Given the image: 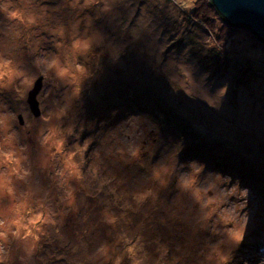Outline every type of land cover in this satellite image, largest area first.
<instances>
[{
  "label": "clouds",
  "instance_id": "obj_1",
  "mask_svg": "<svg viewBox=\"0 0 264 264\" xmlns=\"http://www.w3.org/2000/svg\"><path fill=\"white\" fill-rule=\"evenodd\" d=\"M201 3L0 0V264H249L239 177L181 159L183 136L147 112L86 108L135 50L172 93L219 111L228 83L212 90L190 56L223 57L227 29L189 24Z\"/></svg>",
  "mask_w": 264,
  "mask_h": 264
},
{
  "label": "rangeland",
  "instance_id": "obj_2",
  "mask_svg": "<svg viewBox=\"0 0 264 264\" xmlns=\"http://www.w3.org/2000/svg\"><path fill=\"white\" fill-rule=\"evenodd\" d=\"M217 20L216 18L211 22L214 28ZM188 23L202 32L206 33L209 30L200 22L189 20ZM167 30L166 28L165 31ZM185 31L191 34L190 28H186ZM225 35V45L230 50L224 51L225 65H219L220 73H217L211 64L217 57L214 56L215 59L213 57L208 59L210 55L200 57L196 51H193L190 56V59L196 58L197 75L204 71L210 72L208 83L212 90L225 82L228 83V92L219 111L209 108L200 100H190L182 93H172L164 77L152 72L135 50H130L121 58L122 65L106 69L104 77L94 86L93 97L86 100V108L89 116L97 118H107L109 111L113 108L120 110L117 119L128 112H147L160 121L161 132L165 139L177 138L168 130L178 129L175 133L184 134V150L181 153V159H191L193 157L188 155H194L196 159L205 161L208 168L239 177L242 186H247L250 190L248 204L250 219L245 242L238 250V255L248 259L249 264H256V259L264 255V173L258 174L260 171L264 172V152L262 155L254 153L258 150L253 146L260 139L249 141L244 134L247 132L248 135L261 138L264 144V93H262L264 81L260 80L263 73H257L260 76L259 79L253 77L254 79L247 83L238 84L234 100L230 101L229 89L235 71L239 73L240 69L247 67L245 64L235 62V58L231 60L230 57L238 52V58L241 59L246 55L264 59V54L258 56L259 53L251 51L248 33L244 31L235 30L226 32ZM185 43L182 37L176 40L171 48L178 53ZM257 71L262 72L261 69ZM202 114L203 116L200 117ZM216 117H220V125L214 124ZM232 119L237 120L238 125L234 128L235 130L239 128L240 132L235 133L246 147L242 148L231 143V149L234 152L221 142L225 138L214 136L216 131H220L217 127L231 125L229 121ZM179 126L184 129L180 130ZM203 141H206L203 144L205 154L199 149V144ZM191 146L193 151L190 149ZM218 156L222 157L225 164L217 163L215 159ZM241 157H246L248 170L243 165ZM258 165H260V171L257 170ZM249 170L254 172L253 178L250 177ZM243 171L246 172L240 174Z\"/></svg>",
  "mask_w": 264,
  "mask_h": 264
},
{
  "label": "trees",
  "instance_id": "obj_3",
  "mask_svg": "<svg viewBox=\"0 0 264 264\" xmlns=\"http://www.w3.org/2000/svg\"><path fill=\"white\" fill-rule=\"evenodd\" d=\"M191 15H193L192 16L193 20L199 21L201 23V25H203L204 27H206L209 30H214V25H212L211 22L214 19L217 18V19L221 20L222 30L224 28L227 29L226 32H233L235 30H239V31H244V32L248 33L249 43H250V46H252V48H250L251 51H253L254 53H259L258 56L264 54V44L260 40H258L246 28L240 27V26H235V25H230V24L226 23L219 16V14L216 12L214 7L210 4V0H202V3L198 5V8L192 10ZM218 37L219 36L217 35V38ZM225 40H226V35L224 37V51L227 52V50H230V48H228L225 45ZM225 52L223 54V57H220L218 54H212V55H210L211 57H209V56L207 57L208 59H210L212 57L214 58V56L217 57L214 62H211V64L214 66V68L217 71V73H220L219 65H225V57H226ZM238 55H239L238 52L237 53H233V56L230 57V59L234 60V58H235V62H237L239 64L242 63V65L245 64V66H247V67L240 69L241 71L239 73H237V71H235V75H234V77L232 79V82L230 84V89H229V92H230V96L229 97L231 98V99H229L230 101L234 100L235 89L237 88L238 84L247 83V82H249V80H251V79L253 80L254 79L253 77H256V78L259 79L260 76H258L257 73H259V74L263 73L262 77L260 78V80L264 81V59H261L260 57L257 58L255 56L253 57L252 55H246V56L243 57V59H241V58H238ZM260 69L262 70V72L257 71V70H260ZM262 93H264V91ZM253 94H255V93H253ZM233 104H235V103H233ZM202 116H203V114L200 117H202ZM229 123L231 125H227L226 124V125H223L221 127H217L218 130H220V131H216V134L214 136L215 137L222 136L223 138H225V139L221 140V142L225 143L227 145L226 147L229 148V149H231V147H232L231 143L236 144V145H238V146H240L242 148H246L243 145L241 138L238 136V134L235 133V132H240L239 128H236L238 130H235V128H234V127H236L238 125L237 124V120L232 119V121H229ZM214 124L220 125V117H216L215 118ZM179 128H180V130L184 129V128H182V126H179ZM177 130H168V131H171L174 134V136L177 137V138L180 137V136L184 137V134L175 133ZM241 132H243V130ZM244 137L247 140H249V141H255L257 139H260V141L256 142V144L253 146L256 150H258V152H254V153H257L259 155L263 154V152H264V146L263 145L264 144H262V139L261 138L248 135L247 132L244 134ZM205 142L206 141H203V142H201L199 144V147H200L199 149L204 154L206 153L205 147L203 145ZM190 149H192V151H193V147L192 146L190 147ZM231 152H234V151H232V149H231ZM188 156L196 158V156H194V155H188ZM220 156H222V155H220ZM220 156H218V158L215 159V160L217 161V163L225 164V161L222 160V157H220ZM240 159H241L243 165H245L247 170H248L249 165L247 163L246 157H241ZM259 169H260V165L257 166V170L258 171H260ZM246 171L240 172V174H243ZM263 173L264 172H262V171L258 172V174H263ZM249 175H250V177L253 178L255 174H254V172L249 170Z\"/></svg>",
  "mask_w": 264,
  "mask_h": 264
},
{
  "label": "water",
  "instance_id": "obj_4",
  "mask_svg": "<svg viewBox=\"0 0 264 264\" xmlns=\"http://www.w3.org/2000/svg\"><path fill=\"white\" fill-rule=\"evenodd\" d=\"M210 4L226 23L246 28L264 44V0H210Z\"/></svg>",
  "mask_w": 264,
  "mask_h": 264
}]
</instances>
